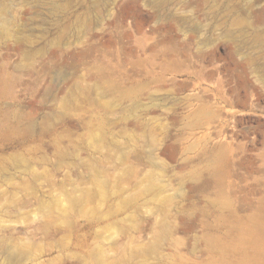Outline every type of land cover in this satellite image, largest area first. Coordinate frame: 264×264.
Returning a JSON list of instances; mask_svg holds the SVG:
<instances>
[{
	"label": "rangeland",
	"instance_id": "obj_1",
	"mask_svg": "<svg viewBox=\"0 0 264 264\" xmlns=\"http://www.w3.org/2000/svg\"><path fill=\"white\" fill-rule=\"evenodd\" d=\"M0 264H264V0H0Z\"/></svg>",
	"mask_w": 264,
	"mask_h": 264
}]
</instances>
